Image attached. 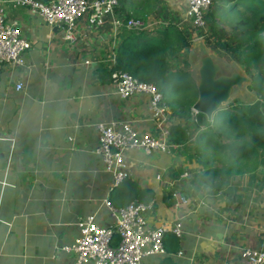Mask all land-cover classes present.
I'll list each match as a JSON object with an SVG mask.
<instances>
[{"label":"crops","instance_id":"1","mask_svg":"<svg viewBox=\"0 0 264 264\" xmlns=\"http://www.w3.org/2000/svg\"><path fill=\"white\" fill-rule=\"evenodd\" d=\"M158 3L145 27L153 36L168 25L185 35L190 46L183 60L195 85L206 62L215 79L234 71L248 77L198 36L185 16L184 0ZM131 7V0H120L102 16L86 14L72 42L65 40L62 27L48 26L36 13L5 7L6 20L19 24L31 48L23 66L0 63V264H74L75 254L61 248L78 238L76 224L93 216L99 226L113 230L112 209L121 208L120 198L133 187L148 191L143 196L150 206L147 225L164 229L167 241L164 254L145 257L142 264L236 263L243 248L264 249V187H241L235 176L224 189L222 178L220 188L202 181L205 168L191 149L204 142L205 127L196 125L192 108L191 118L177 119L167 106L169 129L179 125L187 141L171 142L167 152L127 151L129 177L117 187L95 154L98 123H129L143 133L156 132L148 98L121 99L108 76L115 48L132 30L125 22ZM168 82L169 89L177 85ZM249 84L243 86L247 94ZM236 94L242 95L232 93L225 107ZM214 115L206 120L212 122ZM176 190L187 199L178 208L171 199ZM177 222L183 232L179 239L171 232Z\"/></svg>","mask_w":264,"mask_h":264},{"label":"trees","instance_id":"2","mask_svg":"<svg viewBox=\"0 0 264 264\" xmlns=\"http://www.w3.org/2000/svg\"><path fill=\"white\" fill-rule=\"evenodd\" d=\"M34 1L48 4L54 0ZM158 1L131 0L132 7L125 16V22L140 20L148 25L149 17L159 6ZM211 3L212 10L204 15V22L218 36L217 47L230 53L236 63L245 69L251 80L247 88L255 93L256 101L246 105L234 100L225 109L216 112L210 124L204 115L196 114V125L205 127L200 133L204 142L192 147V156L205 168L201 174L203 182L212 181L220 188L219 179L222 178L224 189L232 176L239 178L247 173L250 186L256 183V186L264 187V117L260 112L264 107V0H211ZM147 28L126 31L122 42L114 50L115 63L111 70L154 85L177 119L191 118L197 89L186 71L188 63L183 60L190 43L175 26L168 25L155 36L150 35ZM173 68L174 72H171ZM168 78L177 84L174 88L178 99L170 98L171 94L166 91ZM169 130V143L182 145V141H187V134L179 125ZM202 147H208L211 152ZM219 166L221 169H218ZM133 188L123 193L119 202L121 208L134 201L147 204L148 198L145 201L143 196L148 191ZM166 242L164 236V247Z\"/></svg>","mask_w":264,"mask_h":264},{"label":"built area","instance_id":"3","mask_svg":"<svg viewBox=\"0 0 264 264\" xmlns=\"http://www.w3.org/2000/svg\"><path fill=\"white\" fill-rule=\"evenodd\" d=\"M184 1L185 16L195 28L203 29L204 15L212 5L211 0ZM117 5L118 0H54L48 4L34 0H0V63L23 66V55L31 48L30 42L22 36L19 24L6 20V6L26 8L39 15L48 26L62 27L65 40L72 42L77 23L86 14L94 11L97 16H102L104 11H113ZM126 25L134 30L145 27V23L140 20H130ZM111 69L110 81L121 99L135 95L148 98L151 119L156 129L155 133H143L129 123L95 125L98 143L94 152L104 170L112 175L117 187L129 177L124 163L127 151L138 150L149 155L154 151L167 152L171 145L168 142L169 111L163 95L154 85L141 83L127 73ZM22 87L18 83L15 89L19 91ZM171 199L176 208L187 204L186 197L178 190L171 193ZM149 209V204L137 201L123 208L112 209L115 219L113 230L99 226L93 216H87L76 224L79 236L74 244L61 250L75 254L74 264H142L145 257L164 254L165 230L147 225L146 213ZM171 232L178 239L182 237L180 222L174 224ZM224 264H264V249L245 247L239 262Z\"/></svg>","mask_w":264,"mask_h":264},{"label":"water","instance_id":"4","mask_svg":"<svg viewBox=\"0 0 264 264\" xmlns=\"http://www.w3.org/2000/svg\"><path fill=\"white\" fill-rule=\"evenodd\" d=\"M212 65L206 62L197 83V100L192 106L195 114H202L208 120L217 111L225 109V104L230 99L232 93H244L243 86L251 82L250 78L243 73L232 72L230 76L214 78ZM264 117V107L260 110Z\"/></svg>","mask_w":264,"mask_h":264},{"label":"rangeland","instance_id":"5","mask_svg":"<svg viewBox=\"0 0 264 264\" xmlns=\"http://www.w3.org/2000/svg\"><path fill=\"white\" fill-rule=\"evenodd\" d=\"M212 7V6H211ZM211 7L209 8V10L206 12V13H208L210 10H212L211 9ZM222 8V7H221ZM222 12V9H221V11H220V13ZM205 23V22H204ZM223 25V24H222ZM197 29H199V31L197 32V34H198V36L199 37H201V38H203L205 41H207L208 43H207V45L209 46V45H212L213 47L215 46L216 48H218L217 47V44H216V41H218L219 40V38H218V36L216 35V34H214L213 33V31H212V28L209 26V25H207L206 23H205V27L202 29V28H197ZM226 29H228V28H226ZM201 30V31H200ZM224 41V40H223ZM218 51H220V53L222 54V58L223 59H225L226 61H228V60H230L231 62H233V63H236V61L233 59V57H232V55L230 54V53H228V52H226V51H223V50H221V49H219L218 48ZM223 51V52H222ZM228 59V60H227ZM237 64V63H236ZM180 67H182V64L180 65ZM242 67V66H241ZM191 68L189 67V69L187 68V70L186 71H189V73L191 72V70H190ZM193 72V71H192ZM249 77V76H248ZM190 79H191V77H190ZM166 91H168L167 93H169L170 91H172V94H171V97L170 98H176V99H178V93H177V90H176V88H171V89H169L168 87L166 88ZM242 95H235L236 97H234L233 99H232V101H234V100H236V101H238V102H241V103H243V104H246V105H248V104H252V103H254L255 101H256V95H255V93L254 92H252V91H248V94L246 93V92H244V93H241ZM208 122H210V121H208ZM211 123V122H210ZM209 123V124H210ZM206 126V125H205ZM202 127H203V125H202ZM220 140L221 141H223V139H221L220 138ZM202 148H204L208 153H210L211 152V150L208 148V147H202ZM247 173H245V175H242V176H239V186H241V187H248V188H251L252 186H250V178H249V174H247ZM245 179H247V181H244ZM253 186H255V184L253 185Z\"/></svg>","mask_w":264,"mask_h":264}]
</instances>
